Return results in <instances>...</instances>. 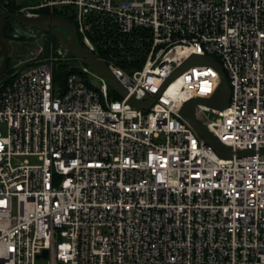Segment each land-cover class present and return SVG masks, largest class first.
I'll return each mask as SVG.
<instances>
[{
	"label": "built area",
	"instance_id": "obj_1",
	"mask_svg": "<svg viewBox=\"0 0 264 264\" xmlns=\"http://www.w3.org/2000/svg\"><path fill=\"white\" fill-rule=\"evenodd\" d=\"M65 9L126 96L85 64L55 85L67 58L53 43L0 76V264H264V0H42L14 14ZM192 56L230 86L227 108L194 106L230 158L180 114L214 94L217 71L192 65L166 85Z\"/></svg>",
	"mask_w": 264,
	"mask_h": 264
},
{
	"label": "water",
	"instance_id": "obj_2",
	"mask_svg": "<svg viewBox=\"0 0 264 264\" xmlns=\"http://www.w3.org/2000/svg\"><path fill=\"white\" fill-rule=\"evenodd\" d=\"M7 20H11L18 26L24 27L31 31H36L43 34H48L54 37L59 45L65 50V57L67 59L77 58L85 65L94 70L99 75L105 77L110 86L119 94L120 97H125L126 92L109 72L106 65L100 60L96 59L90 52L85 50L79 43L76 30L74 26L67 20L58 16H39L35 18H27L24 16L0 12V57L2 62L0 65V76L6 72L7 61L9 59V48L4 35V25ZM62 31L66 32L64 34ZM192 65H209L213 67L219 75V85L214 94L209 99L195 98L187 103L180 110L181 116L190 123L198 135L221 157L230 158L232 152L230 149L220 145L204 126L194 117V106L196 104L206 105L216 110H223L227 108L230 99V86L220 64L206 57L192 56L184 62L169 78L166 85L174 78H176L182 71ZM129 103L137 109H147L148 104H143L133 98L129 99ZM264 153V149L261 150ZM251 154V151H238L237 157H243ZM45 254V253H44Z\"/></svg>",
	"mask_w": 264,
	"mask_h": 264
},
{
	"label": "rangeland",
	"instance_id": "obj_3",
	"mask_svg": "<svg viewBox=\"0 0 264 264\" xmlns=\"http://www.w3.org/2000/svg\"><path fill=\"white\" fill-rule=\"evenodd\" d=\"M42 0H15V3L18 6H31L36 5L40 3ZM66 33V32H65ZM25 34H28L27 32ZM42 33L36 32L32 33L31 35L28 34V36H25L23 40L13 39L10 38L7 40V44L9 47V59L10 64H18L19 61L22 62H29L34 59H40L44 56V51L47 49L45 47V42L47 41ZM50 45V44H49ZM60 65H65L67 69L70 68H78L80 69L84 63L79 59H66L61 60L55 63L54 70H57V68ZM89 81L94 85L95 87H100L101 82L97 80L94 76L88 75ZM109 85V84H108ZM110 86V85H109ZM0 131L4 133V130L1 128ZM44 264V263H39Z\"/></svg>",
	"mask_w": 264,
	"mask_h": 264
},
{
	"label": "trees",
	"instance_id": "obj_4",
	"mask_svg": "<svg viewBox=\"0 0 264 264\" xmlns=\"http://www.w3.org/2000/svg\"><path fill=\"white\" fill-rule=\"evenodd\" d=\"M5 2H7V3L5 4ZM0 5L4 7V10L6 12L12 13V14L16 13V10L19 8V6L16 5L15 0H0ZM40 14L45 15V16L50 15V13L47 11H40ZM51 15L59 16L65 20H67L68 22L73 23L72 17L69 15V12L67 9L54 11ZM13 24H14V22L11 20H7L5 22L4 35H5L6 41L11 38V34L13 32ZM44 35H46L44 37L47 38L46 39L47 41L45 42L46 48L49 46L50 43H53V45L55 47H57L59 45L58 41L54 37H52L48 34H44ZM18 40H23V38H19ZM48 48L45 49L44 56L47 55ZM10 66H11V64H10V59H9L8 64H7V71L9 70ZM69 74H71L70 69H67V67L65 65H60L57 68V70H54V83H55V85L62 86L66 77Z\"/></svg>",
	"mask_w": 264,
	"mask_h": 264
},
{
	"label": "flooded vegetation",
	"instance_id": "obj_5",
	"mask_svg": "<svg viewBox=\"0 0 264 264\" xmlns=\"http://www.w3.org/2000/svg\"><path fill=\"white\" fill-rule=\"evenodd\" d=\"M59 17V16H58ZM14 26L16 25L15 23L13 24ZM64 34H66L64 31H62ZM43 34V33H42ZM67 35V34H66ZM9 48V47H8ZM2 57H0V65H1V62H2ZM9 60V59H8ZM7 64H8V61H7Z\"/></svg>",
	"mask_w": 264,
	"mask_h": 264
}]
</instances>
